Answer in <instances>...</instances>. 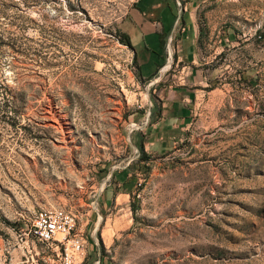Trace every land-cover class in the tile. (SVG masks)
Instances as JSON below:
<instances>
[{
	"label": "rangeland",
	"instance_id": "obj_1",
	"mask_svg": "<svg viewBox=\"0 0 264 264\" xmlns=\"http://www.w3.org/2000/svg\"><path fill=\"white\" fill-rule=\"evenodd\" d=\"M133 2L0 0V264H60L28 232L53 207L78 264H264V0H229L246 41L166 151L135 142L154 94L120 38Z\"/></svg>",
	"mask_w": 264,
	"mask_h": 264
},
{
	"label": "crops",
	"instance_id": "obj_2",
	"mask_svg": "<svg viewBox=\"0 0 264 264\" xmlns=\"http://www.w3.org/2000/svg\"><path fill=\"white\" fill-rule=\"evenodd\" d=\"M229 3L134 0L128 8L120 34L133 47L138 70L154 94L150 124L135 140L141 149L152 145L156 151H166L182 137L200 98L209 95L218 80L217 68H226L236 54L235 45L246 41H237L241 35L225 24ZM167 46L172 48V59L165 63Z\"/></svg>",
	"mask_w": 264,
	"mask_h": 264
},
{
	"label": "built area",
	"instance_id": "obj_3",
	"mask_svg": "<svg viewBox=\"0 0 264 264\" xmlns=\"http://www.w3.org/2000/svg\"><path fill=\"white\" fill-rule=\"evenodd\" d=\"M75 224L76 216L70 209L40 208L35 212L28 232L42 242L55 243L60 264H78L77 259L85 252V240ZM58 234L60 238L56 237ZM19 264H29L28 259Z\"/></svg>",
	"mask_w": 264,
	"mask_h": 264
},
{
	"label": "trees",
	"instance_id": "obj_4",
	"mask_svg": "<svg viewBox=\"0 0 264 264\" xmlns=\"http://www.w3.org/2000/svg\"><path fill=\"white\" fill-rule=\"evenodd\" d=\"M120 38L121 41L124 45L128 46L130 49H133V47L131 46V44L128 42V40L126 39V37L123 36V34H120ZM134 58V56H133Z\"/></svg>",
	"mask_w": 264,
	"mask_h": 264
},
{
	"label": "bare ground",
	"instance_id": "obj_5",
	"mask_svg": "<svg viewBox=\"0 0 264 264\" xmlns=\"http://www.w3.org/2000/svg\"><path fill=\"white\" fill-rule=\"evenodd\" d=\"M169 63H170V62H169ZM169 63H168V64H169Z\"/></svg>",
	"mask_w": 264,
	"mask_h": 264
}]
</instances>
